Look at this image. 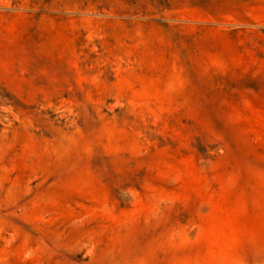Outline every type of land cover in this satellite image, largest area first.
<instances>
[{
  "label": "rangeland",
  "instance_id": "374dc122",
  "mask_svg": "<svg viewBox=\"0 0 264 264\" xmlns=\"http://www.w3.org/2000/svg\"><path fill=\"white\" fill-rule=\"evenodd\" d=\"M0 264H264V0H0Z\"/></svg>",
  "mask_w": 264,
  "mask_h": 264
}]
</instances>
